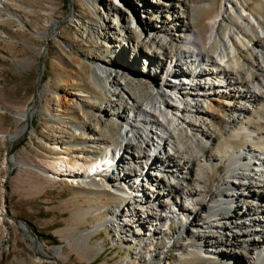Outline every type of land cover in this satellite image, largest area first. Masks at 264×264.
Wrapping results in <instances>:
<instances>
[{"label":"bare ground","instance_id":"obj_1","mask_svg":"<svg viewBox=\"0 0 264 264\" xmlns=\"http://www.w3.org/2000/svg\"><path fill=\"white\" fill-rule=\"evenodd\" d=\"M159 1V30L125 29L113 39L114 26L101 14L102 26L91 20L83 29L82 37L109 45L104 59L90 56L79 63L109 100L93 109L80 100L87 95L83 91L68 100L65 106L83 122L54 120L71 130L73 140L62 144L78 159L70 168L66 153L60 156L54 174L122 198L98 226H109L115 238L136 246L134 255L142 251L146 259L162 261L176 244H188L201 259L239 253L244 264H264V16L250 22L238 0H224L209 21L208 44L201 45L196 19L212 1ZM107 7L122 21L130 18L114 3ZM127 44L133 57L120 54ZM141 45L151 60L136 55ZM120 61L131 63L136 76L128 70L123 77L115 75L110 64ZM186 90L189 99H180ZM219 117L227 118L224 133ZM104 133L117 140L104 139ZM225 162V179L215 185L213 173ZM96 167L100 173L91 174ZM181 203H188L184 210L193 215L171 212ZM171 219L179 222L172 234ZM148 236L166 245L145 250Z\"/></svg>","mask_w":264,"mask_h":264},{"label":"rangeland","instance_id":"obj_2","mask_svg":"<svg viewBox=\"0 0 264 264\" xmlns=\"http://www.w3.org/2000/svg\"><path fill=\"white\" fill-rule=\"evenodd\" d=\"M0 1V264H244L246 258L239 253L231 254L230 258L228 255L215 260L201 259L188 250V244H176L162 261L148 260L142 251L134 255L136 246L123 237L115 238L109 226H98L109 218L111 207L120 204L122 198L109 189L94 191L95 187L70 183L65 176L54 174L60 156L66 153L70 168L78 159V155L65 152L62 144L65 139L73 140L71 130L54 120L83 122L65 106L68 100L78 91L87 94L80 100L88 109L109 100L92 79H87L79 65L90 56L104 59L109 45L94 37H82L83 29L91 20L102 26L101 14L109 18L107 24L114 26L113 39H119L125 29L148 30L150 26L159 30L156 12L162 8L161 1L97 0L92 4L88 0ZM199 1L203 0L189 2ZM211 1V7L202 8L196 19V41L201 45L208 44L209 21L224 4V0ZM110 2L130 18L122 21L120 16L108 12ZM238 2L246 9L241 13L250 22L253 16H264V0ZM143 41H148L145 36ZM123 48L120 54L134 56L135 51L128 44ZM145 50L141 45L139 53L136 52L141 61L152 58L144 54ZM110 69L117 76L123 77L124 70L136 76L132 64L124 61L111 63ZM184 93L187 92H181L180 99H189ZM24 114L28 118L23 119ZM223 115L229 117L230 113L225 111ZM216 122L224 133L227 118L219 117ZM103 136L110 142L117 140L114 134ZM227 169L225 162L213 173L211 180L215 185L225 179ZM186 204L181 203L180 208L171 212L179 211L180 216L192 214L193 211L184 210ZM178 223L176 220L170 223L169 233L177 231ZM152 239L147 237L145 242L149 245L144 246L145 250L153 247L160 251L166 245L165 240Z\"/></svg>","mask_w":264,"mask_h":264},{"label":"water","instance_id":"obj_3","mask_svg":"<svg viewBox=\"0 0 264 264\" xmlns=\"http://www.w3.org/2000/svg\"><path fill=\"white\" fill-rule=\"evenodd\" d=\"M22 225H23V227H25V224H24V222H23V224H22Z\"/></svg>","mask_w":264,"mask_h":264}]
</instances>
